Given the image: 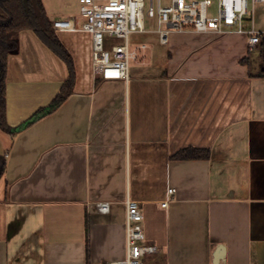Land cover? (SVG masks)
<instances>
[{
    "label": "crops",
    "instance_id": "obj_1",
    "mask_svg": "<svg viewBox=\"0 0 264 264\" xmlns=\"http://www.w3.org/2000/svg\"><path fill=\"white\" fill-rule=\"evenodd\" d=\"M41 1L52 23L77 15ZM244 27L260 34L252 49L235 27L157 39L166 53L154 42L139 50L127 81L94 71L86 32L54 30L61 50L19 32L5 72L8 127L72 83L51 114L0 129V264L123 259L127 199L156 247L144 264H264V5ZM186 149L208 158L175 157Z\"/></svg>",
    "mask_w": 264,
    "mask_h": 264
},
{
    "label": "built area",
    "instance_id": "obj_2",
    "mask_svg": "<svg viewBox=\"0 0 264 264\" xmlns=\"http://www.w3.org/2000/svg\"><path fill=\"white\" fill-rule=\"evenodd\" d=\"M264 5V0H78L76 17L53 21L56 31H82L91 36L92 65L105 80L129 78L130 62L138 58L139 50L146 45L131 48L129 35L147 34V20L154 21L158 42L167 45L173 32L191 28L197 33L213 32L218 35L235 27L246 33L249 48L260 43V34L254 29L245 31L244 22L249 14V4ZM121 39L122 44L106 43L105 37ZM169 194L173 190H168ZM166 203L162 204L165 207ZM97 210L106 214L109 204L99 202ZM143 213L136 201L126 200V251L123 259L108 264H144L147 255L156 247L146 244L141 223Z\"/></svg>",
    "mask_w": 264,
    "mask_h": 264
},
{
    "label": "trees",
    "instance_id": "obj_3",
    "mask_svg": "<svg viewBox=\"0 0 264 264\" xmlns=\"http://www.w3.org/2000/svg\"><path fill=\"white\" fill-rule=\"evenodd\" d=\"M34 30L41 39L54 50H61L55 38L52 22L47 18L41 0H29L28 11L25 12L22 0H0V129L8 132H18L40 118L51 114L65 100L70 92L72 80L70 77L61 92L52 102L39 109L30 119L17 128H10L5 123V72L8 57L17 52V36L22 30ZM176 158L181 160L188 159H207L208 152L197 149H186L179 152ZM5 169V157L0 156V178Z\"/></svg>",
    "mask_w": 264,
    "mask_h": 264
},
{
    "label": "rangeland",
    "instance_id": "obj_4",
    "mask_svg": "<svg viewBox=\"0 0 264 264\" xmlns=\"http://www.w3.org/2000/svg\"><path fill=\"white\" fill-rule=\"evenodd\" d=\"M46 6L49 10H60V9H64V10H68V11H76L75 13H78V9H79V4H78V0H46ZM214 5L212 7V10L214 11L215 8V1L216 0H212ZM169 4V0H162V5H168ZM253 12V5L252 3L249 4V14L248 17L251 16ZM149 25V29L154 28V21L153 20H147ZM245 28V27H244ZM105 41L106 43L109 44H122L124 41L121 39H116V38H108L107 36L105 37ZM129 41H130V46L131 48H136L138 46L141 45H146L147 47L151 46V43H155L158 47V50L162 51V53H166L168 47L167 46H159L158 42H157V36L152 33V34H131L129 35ZM153 47V46H152ZM141 53L143 52H149V51H143L140 50ZM253 57L256 56V54L254 53L252 55ZM251 56V58H252ZM135 65H139L138 61H131L130 62V70L132 69L133 66ZM0 135H4V132L0 130Z\"/></svg>",
    "mask_w": 264,
    "mask_h": 264
},
{
    "label": "water",
    "instance_id": "obj_5",
    "mask_svg": "<svg viewBox=\"0 0 264 264\" xmlns=\"http://www.w3.org/2000/svg\"><path fill=\"white\" fill-rule=\"evenodd\" d=\"M28 1L29 0H23V7L26 12L28 11Z\"/></svg>",
    "mask_w": 264,
    "mask_h": 264
},
{
    "label": "flooded vegetation",
    "instance_id": "obj_6",
    "mask_svg": "<svg viewBox=\"0 0 264 264\" xmlns=\"http://www.w3.org/2000/svg\"><path fill=\"white\" fill-rule=\"evenodd\" d=\"M29 2V1H28ZM22 4H23V0H22ZM24 8V7H23ZM25 11V10H24ZM26 12V11H25Z\"/></svg>",
    "mask_w": 264,
    "mask_h": 264
}]
</instances>
